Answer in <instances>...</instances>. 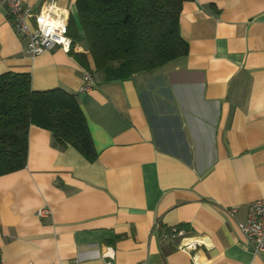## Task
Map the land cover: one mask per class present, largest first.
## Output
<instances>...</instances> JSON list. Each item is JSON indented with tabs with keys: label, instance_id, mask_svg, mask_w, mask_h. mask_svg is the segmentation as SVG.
Returning <instances> with one entry per match:
<instances>
[{
	"label": "crops",
	"instance_id": "1",
	"mask_svg": "<svg viewBox=\"0 0 264 264\" xmlns=\"http://www.w3.org/2000/svg\"><path fill=\"white\" fill-rule=\"evenodd\" d=\"M55 2L76 16V0ZM179 33L185 56L106 80L90 57L85 68L60 47L28 54L0 7V74L74 94L98 153L90 162L29 127L25 166L0 175L2 264H194L165 239L171 226L209 237L200 264H264L238 227L264 197V0L184 1ZM85 71L95 84L83 91Z\"/></svg>",
	"mask_w": 264,
	"mask_h": 264
},
{
	"label": "trees",
	"instance_id": "2",
	"mask_svg": "<svg viewBox=\"0 0 264 264\" xmlns=\"http://www.w3.org/2000/svg\"><path fill=\"white\" fill-rule=\"evenodd\" d=\"M184 1L76 0L77 21L69 16L68 34L84 50L70 48L69 53L85 68L90 57L93 72L106 80L151 71L185 56L188 44L179 33ZM31 125L49 130L59 147L70 145L88 161L97 159L74 94L62 88L35 91L28 72L0 74V175L25 166Z\"/></svg>",
	"mask_w": 264,
	"mask_h": 264
},
{
	"label": "built area",
	"instance_id": "3",
	"mask_svg": "<svg viewBox=\"0 0 264 264\" xmlns=\"http://www.w3.org/2000/svg\"><path fill=\"white\" fill-rule=\"evenodd\" d=\"M0 7L5 8L13 28L26 41V51L31 56L39 55L60 47L69 51L72 38L68 34L69 12L58 6L55 0H49L39 10H34L22 0H0ZM95 84V78L90 71H85L80 90L86 91ZM235 209H229L232 215ZM41 217L50 216L51 209L44 206L37 210ZM238 227L246 238V246L253 253L264 252V197L258 198L249 204L244 221L238 222ZM165 239L179 237L177 247L191 254L193 263L200 264L197 257L199 247L208 248L211 245L209 237L194 236L178 226H171L164 234Z\"/></svg>",
	"mask_w": 264,
	"mask_h": 264
},
{
	"label": "rangeland",
	"instance_id": "4",
	"mask_svg": "<svg viewBox=\"0 0 264 264\" xmlns=\"http://www.w3.org/2000/svg\"><path fill=\"white\" fill-rule=\"evenodd\" d=\"M74 20L77 21L76 17H75V14H74ZM74 52H77V51H80V50H84V45L77 41V40H74L71 44V47H70ZM114 66V65H113ZM100 77H102L104 79V75L103 73H99L98 74ZM108 76V74H106V77Z\"/></svg>",
	"mask_w": 264,
	"mask_h": 264
}]
</instances>
